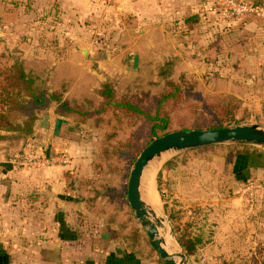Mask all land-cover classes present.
<instances>
[{
	"label": "rangeland",
	"instance_id": "1",
	"mask_svg": "<svg viewBox=\"0 0 264 264\" xmlns=\"http://www.w3.org/2000/svg\"><path fill=\"white\" fill-rule=\"evenodd\" d=\"M54 3L0 0V67L21 65L34 90L48 98L44 106L35 109L36 119L29 131L17 114L19 128L0 130V162L9 161L14 153L31 157L40 152L65 153L69 161L56 164L63 168L61 195L70 198L72 207V200L84 201L93 223L100 228L106 225L99 216L102 214L118 222L117 235L127 237V241L138 242L139 233L144 242L142 252L152 251L145 228L115 195L116 189L121 190L126 198L130 170L151 141L145 125L130 126L127 119L118 120L111 112L103 114V123L97 125L92 120L76 123L72 116L58 122L48 112L52 109L57 115L54 97L69 104L77 102L73 99L77 97V103L89 100L98 106L102 101L98 89L104 84L119 96L140 97L161 93L171 81L181 84L193 102H229L233 113L227 127L264 126V37L248 50L252 45L219 42L211 31L181 33L176 45L183 57L165 59L157 74L147 72V68L133 74L123 68L135 63L132 52H127L122 63L108 57L116 52V42L87 43L92 48L89 52L72 43V20L65 19V11L54 9ZM21 18L22 23L18 22ZM14 31L17 34L13 39L6 40L5 36H12ZM72 46L82 55L72 58ZM84 69L87 74H83ZM80 82L93 85L92 92L72 89V83ZM128 142L132 143L131 161L115 160L117 156L104 160L101 153L108 143L123 150L122 143ZM212 150V146H206L169 151L151 161L156 164L152 184L159 204L155 211L164 218L175 251L186 255L187 264H264V231L255 220H251V226L247 224L248 215L260 211L258 200L233 190L229 165L224 163L221 168L213 160L216 152ZM228 152L233 154L234 149ZM179 240L191 245L189 255Z\"/></svg>",
	"mask_w": 264,
	"mask_h": 264
},
{
	"label": "crops",
	"instance_id": "2",
	"mask_svg": "<svg viewBox=\"0 0 264 264\" xmlns=\"http://www.w3.org/2000/svg\"><path fill=\"white\" fill-rule=\"evenodd\" d=\"M248 1L264 7V0ZM53 2L54 9L65 11V19L72 20V32L69 33L72 34V43H78L89 52L92 48L87 43L116 42V52L112 57L107 56L122 63L127 52H132L135 63L123 68L124 72L133 74L144 68L157 74L165 59L183 57L181 48L176 45L181 33L211 31L219 42L228 40L231 45L244 41L252 45L248 50L262 42L264 37V17L246 16L227 21L217 15L201 16L197 12L200 0ZM18 22L22 23L23 19ZM10 34L12 36H5L6 40H12L17 32ZM80 54L81 51L72 46V58ZM175 67L181 68L182 65ZM85 70L83 74H87ZM92 88L90 84L72 83V89L79 92L91 93ZM73 99L80 102L77 97ZM48 112L49 117L54 115L58 122L60 118L66 119L55 115L52 109ZM218 145L222 144L211 146L216 152L213 160L221 168L228 149H234L228 164L229 177L234 181L233 190L249 195L251 200H258L260 211L248 215L250 221L247 220V224L251 226L255 220L260 225L258 228L264 231V145L232 143L229 147H216ZM79 162L83 164L82 159ZM62 170L54 165H13L7 171L0 167V264H163L153 248L149 251L144 247L146 251L142 252L144 242L139 233L138 242L127 241V237L117 235L120 225L116 220L99 214L106 224L105 228H100L93 223L84 201L72 200V207L70 198L61 195ZM121 205L129 208L128 203L121 202ZM57 249L60 251L59 261L52 258Z\"/></svg>",
	"mask_w": 264,
	"mask_h": 264
},
{
	"label": "trees",
	"instance_id": "3",
	"mask_svg": "<svg viewBox=\"0 0 264 264\" xmlns=\"http://www.w3.org/2000/svg\"><path fill=\"white\" fill-rule=\"evenodd\" d=\"M102 97L101 104L96 106L91 101L69 104L57 97L54 112L58 116H72L76 123L92 120L95 125L103 123V114L111 112L117 119H127L128 125L136 123L145 125L151 141L166 133L176 130H203L227 127V121L232 117V107L224 100L193 102L192 95L183 90L181 84L169 81L167 87L159 94L148 93L139 96L117 95L113 87L104 84L98 89ZM48 98L43 93H37L32 80L25 74L19 64L10 67H0V130H11L20 127L16 116L22 118L21 124L29 131L36 119L35 109L44 106ZM108 139V137H107ZM150 141V142H151ZM108 142L109 139H108ZM125 149L119 150L109 143L101 155L104 160L117 156L118 161H131L132 143H122ZM120 147V145H118ZM220 147V145L216 146ZM233 154L225 155V166H228ZM122 162V163H123ZM125 185V184H124ZM115 190V189H114ZM116 197L127 203L124 191L115 190ZM138 231L136 230V233ZM180 245L190 254L191 245L180 241Z\"/></svg>",
	"mask_w": 264,
	"mask_h": 264
},
{
	"label": "water",
	"instance_id": "4",
	"mask_svg": "<svg viewBox=\"0 0 264 264\" xmlns=\"http://www.w3.org/2000/svg\"><path fill=\"white\" fill-rule=\"evenodd\" d=\"M229 143L264 145V126L250 124L203 130H176L154 138L136 158L127 180V203L140 225L145 228L146 236L163 264H187V257L183 252L175 251L171 231L167 229L164 218L141 196L140 185L146 166L165 152ZM0 167L7 171L13 165L9 161H1ZM169 244L171 248L168 247ZM59 253L57 249L53 260L59 261Z\"/></svg>",
	"mask_w": 264,
	"mask_h": 264
},
{
	"label": "built area",
	"instance_id": "5",
	"mask_svg": "<svg viewBox=\"0 0 264 264\" xmlns=\"http://www.w3.org/2000/svg\"><path fill=\"white\" fill-rule=\"evenodd\" d=\"M197 12L201 16L217 15L227 21L238 20L246 16L264 17V7L248 0H200ZM9 161L12 165L44 167L66 164L69 159L65 153L40 152L34 157L27 153H14Z\"/></svg>",
	"mask_w": 264,
	"mask_h": 264
},
{
	"label": "bare ground",
	"instance_id": "6",
	"mask_svg": "<svg viewBox=\"0 0 264 264\" xmlns=\"http://www.w3.org/2000/svg\"><path fill=\"white\" fill-rule=\"evenodd\" d=\"M155 165H156L155 162H150L146 166L143 172V175H142V179H141L140 193H141L143 200L149 203L154 210H157L159 203H158V198H157V195L154 191V187L152 184L153 172L156 167ZM168 247L171 248V244H169Z\"/></svg>",
	"mask_w": 264,
	"mask_h": 264
}]
</instances>
